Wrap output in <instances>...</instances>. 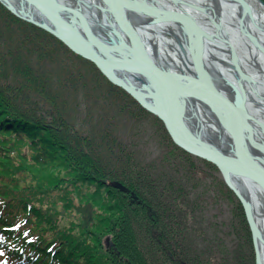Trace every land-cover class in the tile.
Wrapping results in <instances>:
<instances>
[{
	"label": "trees",
	"instance_id": "obj_1",
	"mask_svg": "<svg viewBox=\"0 0 264 264\" xmlns=\"http://www.w3.org/2000/svg\"><path fill=\"white\" fill-rule=\"evenodd\" d=\"M59 47L92 67L90 82L94 88L98 85V94L106 96V90L116 97L121 109L130 110L135 117L148 113L123 89L110 83L95 65L0 5V261L150 264L140 249L143 246L154 247L151 251L158 250L157 254L166 259L169 256L165 250L170 251V258L181 264L174 251L185 241L187 227L179 220L189 215L186 210L183 213L181 204L193 211V202L185 203L181 188L175 192L165 178L153 182L141 173L135 175L128 165L120 169L115 166L108 160V152L120 151L123 146L112 129L105 127L99 135H84L70 127L59 112H54L55 117L49 115L53 113L50 110L43 111V104L52 102L53 96L45 90L46 79L41 80L43 76L30 62L33 54L43 58L47 53L59 61ZM70 69L74 72L75 67ZM8 73L10 82L3 79ZM42 95L44 101L39 99ZM160 137L169 141L168 137ZM110 180L120 181L129 193L108 187L106 182ZM227 191L231 195L226 198L234 201L233 210L245 225L242 208ZM130 192L140 203L137 199L131 202ZM105 238L109 239L108 246ZM247 245L244 261L253 264L250 241ZM138 256L145 260L140 261Z\"/></svg>",
	"mask_w": 264,
	"mask_h": 264
},
{
	"label": "bare ground",
	"instance_id": "obj_2",
	"mask_svg": "<svg viewBox=\"0 0 264 264\" xmlns=\"http://www.w3.org/2000/svg\"><path fill=\"white\" fill-rule=\"evenodd\" d=\"M2 1L3 7L10 5L17 13L51 26L59 23L61 32L71 38L86 37L87 32L90 38L96 35L109 43V34L100 27L102 22L111 23L124 45L121 51L131 48L137 62L129 69L117 64L106 67L141 91L148 102L161 103L158 108L165 104L175 139L203 150L225 168L255 217L259 264H264V177L255 173L264 174V54L258 49L264 47V7L257 0H245L247 11L237 0H117L113 7L114 0L111 6L109 0ZM123 17L144 42L146 53L121 24ZM229 83L235 86L233 93ZM205 162L214 167L212 174H222L215 164ZM254 173L260 179L252 177ZM214 176L210 179L204 172L202 180L218 181ZM179 221L185 224L186 219ZM240 228L253 245L249 223ZM167 253L169 259L162 257V264H177ZM233 260L242 263L239 257Z\"/></svg>",
	"mask_w": 264,
	"mask_h": 264
},
{
	"label": "rangeland",
	"instance_id": "obj_3",
	"mask_svg": "<svg viewBox=\"0 0 264 264\" xmlns=\"http://www.w3.org/2000/svg\"><path fill=\"white\" fill-rule=\"evenodd\" d=\"M58 50L62 56L59 61L47 53L43 58L33 54L34 60L30 62V65L37 69L34 71L43 76L41 80L46 79L44 84L48 88L45 90L53 96L52 102L43 104V111L48 109L53 112L49 115L55 117L54 112H59L70 123V127L84 135H99L105 127L112 129L123 146L121 152L116 149H112V154L108 152V156H111L108 160L115 163V166L120 169L121 166L128 165L135 175L141 173L153 182H163L165 178L173 184L175 192H178V187L181 188L185 203L187 200L189 203L193 202L192 213L195 217L193 219L187 216L184 221V226L187 227L185 241L176 245L174 251L175 257L181 259L182 264H234L233 256L239 257L245 264L244 258L248 256L246 251L249 248L248 235L240 228L242 219L240 222L239 213L233 210L234 201L226 198L231 195L227 187L223 182L222 185L218 184L221 176L216 171L212 174L213 167L207 162L189 153V156H186L175 148L167 129L152 115L141 112V117L138 115L140 118L136 119L138 117L130 114V110L121 109L116 103V97L105 89L106 96L98 94L100 88L98 85L94 88L90 82L92 67L70 56L64 48L59 47ZM70 67H75L74 72ZM10 78L9 73L8 77L3 75V79L9 82ZM100 84L102 86L104 83L100 81ZM45 98L44 95L39 97L41 101ZM160 135L168 137L169 141L162 140ZM191 166L193 171H190ZM204 172L211 176L210 179L215 175L218 181H203ZM195 180H198L199 186ZM203 182L209 184L207 190L201 186ZM206 194L209 196L207 200L204 197ZM233 199L236 201L234 197ZM200 201L202 204H199ZM178 203L181 204L180 201ZM181 205L183 213L185 210L191 213L189 208ZM236 206L238 207L237 204ZM108 240L105 238V244H108ZM167 242L165 239L164 244ZM140 249L144 251L150 264H158V261L162 264V257L151 252L150 247L140 246ZM165 252L167 253L166 250ZM138 259L145 260L140 256Z\"/></svg>",
	"mask_w": 264,
	"mask_h": 264
},
{
	"label": "water",
	"instance_id": "obj_4",
	"mask_svg": "<svg viewBox=\"0 0 264 264\" xmlns=\"http://www.w3.org/2000/svg\"><path fill=\"white\" fill-rule=\"evenodd\" d=\"M112 0H109L110 5L112 4V7L115 4ZM236 1V0H234ZM238 2H240L242 4V6H244L247 10L249 9V5L245 0H237ZM257 2H259L263 7H264V3L261 0H257ZM0 3L4 4V2L2 0H0ZM10 6V5H9ZM6 4V8L11 11L12 13H14V15H16L18 18L25 20L29 23L34 24L35 26L47 31L48 33H50L51 35H53L54 37H56L57 39H59L63 44H65L72 52H74L76 55L82 57L83 59L93 63L104 75L105 77L114 85L122 88L125 92H127L133 99H135L138 104L143 107L144 109H146L148 112L152 113L153 115H155L156 117H158L166 126L170 136L172 137L174 143H176L178 146H180L183 150H185L186 152L193 154L197 157H200L206 161H209L212 164H215L217 167H219V170L222 172L223 177L225 179V182L227 184V186L234 192V194L236 195V197L239 199L243 210L245 212V216L247 219V222L250 225V228L252 230V238H253V247H254V254H255V264H259L260 261V254H259V248H258V244H257V237H256V232L258 230H256L255 225L256 222L253 221V218H255L254 216L252 217L251 213L248 210V207L246 205V199L245 197L241 194V192L233 185L232 182L229 181L227 173L225 171V168L222 167V165L220 164V162H218L215 158L211 157L210 155L206 154L203 150H200L197 147L192 146L191 144H189L188 142H182L179 141L177 139H175L174 135H173V126L170 124V121L167 118V114L165 113L164 110V106L165 104L161 107L158 108L157 104L160 105L161 103H156V104H152L150 102H148L149 100H146L143 96H142V92L138 91L136 89H134L133 87L130 86V84H128L126 81L122 80L121 78L113 75L108 68L106 67V65L109 64H117V65H122L124 66V68H127V66L129 65L130 68H133L136 65V60H134V58L132 57V53H131V48L128 49L127 52L125 51H121L124 47V45H121L122 43L119 42L118 40L120 39L119 37V33L116 30H113L109 25L111 23H108L107 25L104 24L102 22V26L100 27L102 30L106 31L110 38H109V43H104L100 40V37H97L95 35L94 38H90L86 33V37H68L65 32H61V25L58 24H54L53 26L47 24L46 22L38 19V18H33L26 14L21 13H17V11L13 10L12 7H9ZM111 7V10H112ZM125 18L123 17L122 20L120 21L121 24L124 26V24H126L125 26L128 27V31L127 33L129 34L130 37H133L134 39V43L138 44V46L140 47L141 50H143L146 53L145 50V45L142 43L141 41L138 39V36L136 34V32L134 30L131 29V24L129 25L127 22H125ZM85 25H88L85 22ZM63 26V24H62ZM64 28V27H63ZM83 45H85L86 47H84ZM88 45V46H87ZM258 47V46H257ZM127 48V47H126ZM258 49L261 51V53L264 54V47L260 48L258 47ZM126 54L127 57L130 58H126L121 59L119 54ZM135 61V62H133ZM246 80V79H245ZM229 87H227L230 91H232L231 93H233L234 90V85L233 83H229L226 84ZM255 85V84H254ZM256 86V85H255ZM210 89H213L212 86L210 85ZM217 93V92H215ZM151 96L155 97V95L150 94ZM189 136L192 138H196L195 135H193V133H189ZM197 139V138H196ZM256 174H259L260 176L264 177V174H262L261 172L256 171ZM254 173V178H258L260 179V177L255 176L256 174ZM110 186L119 189L122 192H128V189L123 186L120 182L118 181H110L108 183ZM132 198L135 199L136 196L134 194H131ZM264 243V241H263Z\"/></svg>",
	"mask_w": 264,
	"mask_h": 264
},
{
	"label": "flooded vegetation",
	"instance_id": "obj_5",
	"mask_svg": "<svg viewBox=\"0 0 264 264\" xmlns=\"http://www.w3.org/2000/svg\"><path fill=\"white\" fill-rule=\"evenodd\" d=\"M219 175L221 176V180H222V182H223V183L225 184V186L227 187V190L231 191V190L228 188V186H227L225 180L223 179L222 174L219 173ZM231 192H232V191H231ZM232 194H233V196L235 197L236 201L239 203V206L242 208L243 215H244V210H243L242 205L240 204V201L238 200V198L236 197V195L234 194V192H232ZM244 218H245V215H244ZM245 220H246V218H245ZM246 222H247V221H246Z\"/></svg>",
	"mask_w": 264,
	"mask_h": 264
}]
</instances>
